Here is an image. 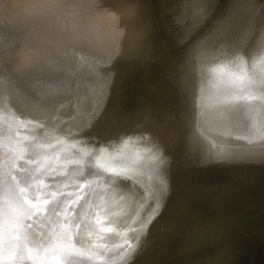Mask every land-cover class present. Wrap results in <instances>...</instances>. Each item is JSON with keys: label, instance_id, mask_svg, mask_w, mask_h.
I'll return each mask as SVG.
<instances>
[{"label": "bare ground", "instance_id": "obj_1", "mask_svg": "<svg viewBox=\"0 0 264 264\" xmlns=\"http://www.w3.org/2000/svg\"><path fill=\"white\" fill-rule=\"evenodd\" d=\"M0 264H264V0H0Z\"/></svg>", "mask_w": 264, "mask_h": 264}]
</instances>
